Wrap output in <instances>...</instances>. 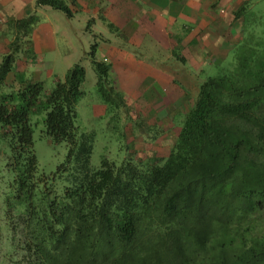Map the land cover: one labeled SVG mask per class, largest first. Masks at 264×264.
<instances>
[{
    "label": "trees",
    "instance_id": "1",
    "mask_svg": "<svg viewBox=\"0 0 264 264\" xmlns=\"http://www.w3.org/2000/svg\"><path fill=\"white\" fill-rule=\"evenodd\" d=\"M35 6L72 15L64 0ZM34 21L16 20L0 54V264H264V19H248L231 66L201 81L165 156L139 155L126 142L129 125L144 143L162 130L129 115L109 64L96 57L97 35L86 57L125 147L121 160L102 156L98 167L95 131L76 125L81 62L51 88L18 80ZM41 117L45 134L67 148L50 174L33 148Z\"/></svg>",
    "mask_w": 264,
    "mask_h": 264
},
{
    "label": "crops",
    "instance_id": "2",
    "mask_svg": "<svg viewBox=\"0 0 264 264\" xmlns=\"http://www.w3.org/2000/svg\"><path fill=\"white\" fill-rule=\"evenodd\" d=\"M64 2L72 15L56 16L60 23L77 20L79 32L83 29L88 33L85 56L94 38L102 36L96 57L109 64L113 85L124 97L132 119L141 117L162 130L153 142L144 143L137 130L131 136L130 125L126 127L127 137L135 141L133 147L139 152L147 150L149 156L168 154L201 81L233 59L248 19H264V0ZM50 12L56 10L36 7L35 0H0V54L8 51V44L17 35L13 23L35 15L30 32L23 36L24 49L20 48L15 69L18 80L43 81V72L49 76L54 73L58 41ZM55 75L54 80L58 79V73Z\"/></svg>",
    "mask_w": 264,
    "mask_h": 264
},
{
    "label": "rangeland",
    "instance_id": "3",
    "mask_svg": "<svg viewBox=\"0 0 264 264\" xmlns=\"http://www.w3.org/2000/svg\"><path fill=\"white\" fill-rule=\"evenodd\" d=\"M56 13H60L59 15H61V17H65L64 14L58 10H56V12H50L49 14L50 19L55 24L58 41V51L54 54V75L52 74L49 76L43 72L41 79H43V82H45V85L48 88H51L56 76L55 73H58L57 77L59 79L63 78L67 70L64 69L67 62H71V65L78 62V60L81 62L85 68V80L83 83L85 95L77 104L76 125L80 131H95V141L90 163L92 166L98 167L102 156H105L110 160L119 161L124 155L125 147L123 140L118 137L119 133L114 131L109 115L105 113V110L102 107L101 96L95 87L96 74L83 51L84 49L87 50L86 38L88 33H85L83 29L79 32L80 29H78L79 25L77 20L66 19L65 23H60V18L56 16L58 15ZM64 31L66 35L64 34ZM24 47H26V45ZM21 49H24L23 45H21ZM66 56H68V59ZM233 62V59H230L227 64L213 69L210 76L217 74L220 68L231 66ZM130 138L131 136L128 137L126 142L135 143L134 140L130 141ZM129 147H132V145H129ZM33 148L37 158L38 167L46 174H50L56 169V166L63 160L67 149L63 142L54 143L45 134L42 117L40 118L39 123L34 127ZM137 151L139 152L138 149ZM140 153L142 156L150 155L147 150H142L138 154L141 155Z\"/></svg>",
    "mask_w": 264,
    "mask_h": 264
}]
</instances>
